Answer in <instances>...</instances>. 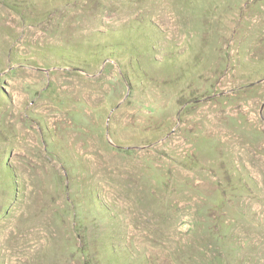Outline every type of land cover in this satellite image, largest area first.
Returning a JSON list of instances; mask_svg holds the SVG:
<instances>
[{"label": "rangeland", "instance_id": "obj_1", "mask_svg": "<svg viewBox=\"0 0 264 264\" xmlns=\"http://www.w3.org/2000/svg\"><path fill=\"white\" fill-rule=\"evenodd\" d=\"M219 253L264 264V0H0V264Z\"/></svg>", "mask_w": 264, "mask_h": 264}, {"label": "trees", "instance_id": "obj_2", "mask_svg": "<svg viewBox=\"0 0 264 264\" xmlns=\"http://www.w3.org/2000/svg\"><path fill=\"white\" fill-rule=\"evenodd\" d=\"M259 81H257L256 83H258ZM254 85V84H253ZM250 86V85H249ZM248 86V87H249ZM209 241H206V242H204L203 244H204V246L205 247H207L208 245H209V243H208ZM212 245H214L215 246V244H212ZM213 246V247H214ZM218 246V245H217ZM218 248H219V246H218ZM217 251H219V250H217ZM221 252V251H220ZM210 264H225V262H224V260H223V258L221 257V255H220V253H219V255H214L213 256V258H211L210 259Z\"/></svg>", "mask_w": 264, "mask_h": 264}]
</instances>
